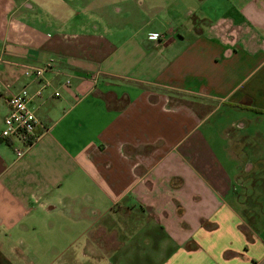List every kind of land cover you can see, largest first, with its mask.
<instances>
[{
  "label": "crops",
  "instance_id": "1",
  "mask_svg": "<svg viewBox=\"0 0 264 264\" xmlns=\"http://www.w3.org/2000/svg\"><path fill=\"white\" fill-rule=\"evenodd\" d=\"M0 58V264H264V0H0Z\"/></svg>",
  "mask_w": 264,
  "mask_h": 264
},
{
  "label": "built area",
  "instance_id": "2",
  "mask_svg": "<svg viewBox=\"0 0 264 264\" xmlns=\"http://www.w3.org/2000/svg\"><path fill=\"white\" fill-rule=\"evenodd\" d=\"M159 33H151L150 38L159 39ZM0 61L2 59L0 58ZM55 67L53 61H49L44 66H29L23 70V75L32 79H39L42 85L31 92L28 87H23L19 91L12 93L6 100L8 114L4 118V127L0 132V140L13 144L17 156L25 155L27 150L36 142L41 134L49 131V128L42 122L36 114L33 103L35 99L41 97L46 88L52 87V81L45 78L48 71ZM70 84V80L66 81ZM60 91L55 90L54 96H59Z\"/></svg>",
  "mask_w": 264,
  "mask_h": 264
},
{
  "label": "rangeland",
  "instance_id": "3",
  "mask_svg": "<svg viewBox=\"0 0 264 264\" xmlns=\"http://www.w3.org/2000/svg\"><path fill=\"white\" fill-rule=\"evenodd\" d=\"M137 1H139V0H137ZM143 1H145V0H143ZM117 4H120V3H117ZM5 115H6V106L4 105L3 99L0 98V130H2L1 121L4 119Z\"/></svg>",
  "mask_w": 264,
  "mask_h": 264
}]
</instances>
